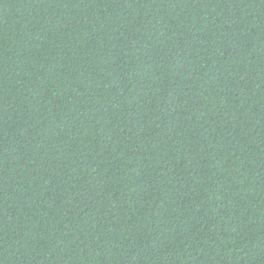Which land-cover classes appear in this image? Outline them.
<instances>
[{
	"label": "trees",
	"instance_id": "obj_1",
	"mask_svg": "<svg viewBox=\"0 0 264 264\" xmlns=\"http://www.w3.org/2000/svg\"><path fill=\"white\" fill-rule=\"evenodd\" d=\"M0 264H264V0H0Z\"/></svg>",
	"mask_w": 264,
	"mask_h": 264
}]
</instances>
